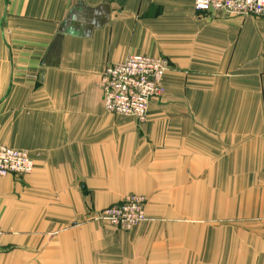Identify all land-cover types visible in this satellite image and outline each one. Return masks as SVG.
I'll use <instances>...</instances> for the list:
<instances>
[{"label":"crops","instance_id":"1","mask_svg":"<svg viewBox=\"0 0 264 264\" xmlns=\"http://www.w3.org/2000/svg\"><path fill=\"white\" fill-rule=\"evenodd\" d=\"M166 56L140 123L101 76ZM0 143L34 170L0 177V264H264V19L194 0H0ZM147 221L93 216L128 195Z\"/></svg>","mask_w":264,"mask_h":264},{"label":"built area","instance_id":"2","mask_svg":"<svg viewBox=\"0 0 264 264\" xmlns=\"http://www.w3.org/2000/svg\"><path fill=\"white\" fill-rule=\"evenodd\" d=\"M194 8L212 15L264 19V0H194ZM170 68L168 57L144 53H130L122 62L109 63L101 76L105 109L134 117L140 123L146 122L151 101L164 94V77ZM34 167V159L28 151L0 143V177L24 176ZM146 205V197L131 194L96 212L93 219L119 231H130L138 223L148 220ZM3 233L0 226V239Z\"/></svg>","mask_w":264,"mask_h":264}]
</instances>
